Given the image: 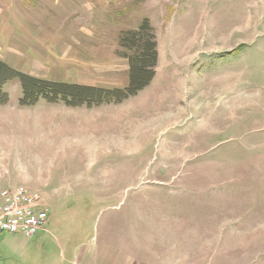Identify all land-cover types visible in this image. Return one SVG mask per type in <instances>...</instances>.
Segmentation results:
<instances>
[{
  "label": "rangeland",
  "instance_id": "obj_1",
  "mask_svg": "<svg viewBox=\"0 0 264 264\" xmlns=\"http://www.w3.org/2000/svg\"><path fill=\"white\" fill-rule=\"evenodd\" d=\"M143 19L155 77L121 104L20 107L2 86L0 192L49 219L0 232V264H264V0H0V60L122 89L119 35Z\"/></svg>",
  "mask_w": 264,
  "mask_h": 264
},
{
  "label": "trees",
  "instance_id": "obj_2",
  "mask_svg": "<svg viewBox=\"0 0 264 264\" xmlns=\"http://www.w3.org/2000/svg\"><path fill=\"white\" fill-rule=\"evenodd\" d=\"M120 58L126 60L128 84L125 88H98L79 84L53 83L31 75L19 73L0 60V105L9 102L2 86L18 80L21 87L20 107L62 102L69 108L99 106L103 103L121 104L146 88L155 77L158 64L157 41L148 19H143L134 30L120 32L118 39Z\"/></svg>",
  "mask_w": 264,
  "mask_h": 264
},
{
  "label": "built area",
  "instance_id": "obj_3",
  "mask_svg": "<svg viewBox=\"0 0 264 264\" xmlns=\"http://www.w3.org/2000/svg\"><path fill=\"white\" fill-rule=\"evenodd\" d=\"M48 219V211L37 192L24 187L0 192V232L28 239L43 231Z\"/></svg>",
  "mask_w": 264,
  "mask_h": 264
}]
</instances>
